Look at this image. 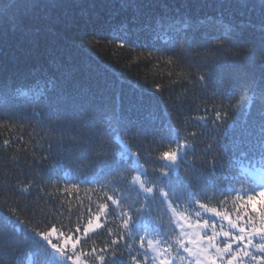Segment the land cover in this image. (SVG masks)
Segmentation results:
<instances>
[{
	"label": "snow or ice",
	"instance_id": "1",
	"mask_svg": "<svg viewBox=\"0 0 264 264\" xmlns=\"http://www.w3.org/2000/svg\"><path fill=\"white\" fill-rule=\"evenodd\" d=\"M95 6L82 0H0V43L9 35L30 41L0 62V129L6 133H0V159L14 166L23 159L32 172L27 180L18 178L23 170L15 176L5 172L0 181L5 229L0 264H19L16 237L22 228L25 242L30 239L35 248L28 264H38L39 255L43 264H264V0H239L240 8L257 17L223 25L214 49L197 50L200 45L193 48L195 41L186 40L180 53L174 51L180 35L221 23L186 13L151 15L157 39L164 34L159 55L152 50L155 44L141 43L135 24L159 7L152 0L105 5L115 10L109 20L131 11L132 23L80 29L82 48L96 49L127 69L143 68L146 83L153 76L155 93L178 87L182 92L176 100L185 103L208 97L211 90L212 103L197 104L203 114L191 117L183 132L166 113V136L146 124H134L128 135L124 125L131 121L123 118L122 100L118 111L116 95L111 104L98 102L74 94L66 81L50 74L58 57L50 41L79 29L75 10L83 15ZM246 32L258 42L229 52ZM34 53L46 59L32 60ZM221 57L246 65L251 73L218 90ZM242 105L247 116L255 110V117L246 121L240 139L231 148L214 143L213 132L221 124L234 127L229 121ZM27 127L32 131L25 139ZM50 159L57 163L49 164ZM239 160L249 161L251 168H238ZM65 201L79 203L68 223ZM96 237H103L99 246Z\"/></svg>",
	"mask_w": 264,
	"mask_h": 264
},
{
	"label": "trees",
	"instance_id": "2",
	"mask_svg": "<svg viewBox=\"0 0 264 264\" xmlns=\"http://www.w3.org/2000/svg\"><path fill=\"white\" fill-rule=\"evenodd\" d=\"M83 3L88 5H96L94 8H89L87 12L81 15V10H75V14L79 18V29L73 27L67 35L60 38L59 41L51 40L50 43L56 47L58 53L57 63L55 66H50V74L54 73L59 79L67 82L70 90L73 93H79L81 96L89 99H95L98 102H104L107 104L112 103L113 95L118 97L117 109L119 111L121 100L123 105V118L131 123H125L124 128L129 129L128 135L132 134L134 124H146L155 129L161 136H166V123L168 116L171 115L172 121L177 124L183 132L184 125L190 121L191 117L203 114L202 111L197 112V104H211V90L208 97H201L199 100L192 101L189 99L185 103H181L176 100V96L182 92V89L176 88L175 90L168 89L166 87L163 93H155L151 88L153 76L149 74L148 82L144 80V69L141 67L133 66L131 69H127L121 66L120 63H114L109 60L105 55L96 49L88 50L80 46V29L87 28L91 30L93 26L100 25L105 29H108L112 25L119 24L121 21L132 23L131 11H120L119 15L115 19L109 20L108 17L111 14L109 8L105 7L106 4L118 3V0H82ZM152 2L159 5V7L152 10V12L143 18V22L137 21L135 27L139 29L135 36L139 37L141 43L155 44L157 47L152 49L158 55L163 52L164 39L163 33H160L161 38L157 39V30L154 23L150 27L151 15H159L165 13L167 16L190 14L195 17L205 18L213 17L219 20L221 23L216 25L215 28L205 27L202 28L195 35L189 33L187 37L180 35L176 40L174 51L180 53L182 51L181 45L185 44V41H195L192 45L196 48L197 45L201 47L197 50H203L206 46L210 49H214L218 43L216 36L223 34V25L230 23H239L241 20L255 19L258 15L256 12L246 11L239 7V0H152ZM258 3L259 0H256ZM165 5L167 7H165ZM134 36V38H135ZM29 40L26 37L18 35H9L6 38V42L0 43V62H3L5 53L11 56L21 46L27 47ZM258 38L250 32H246L241 38L236 48L229 49L228 51H236L237 48L243 49L251 47L253 43H257ZM51 52V48L48 49ZM167 54V53H165ZM35 61H43L46 59V54H33L31 57ZM127 59V57L125 58ZM217 63L222 64L220 71L217 72L218 80L215 87L218 90H223L225 84H231L237 79V77L244 78L245 71L251 73V69H248L246 65L229 63L223 60L221 57ZM211 66V61H210ZM255 75L259 77V71L256 70ZM21 84L26 85L27 81H20ZM165 84L167 80L165 79ZM22 90H27L26 87ZM31 111V109H28ZM255 117V110L253 115H246V107L241 106L233 118L229 121V124H234V127L225 129L221 124L220 128L215 130L210 137L214 143H227L229 148L235 142L240 139L241 132L246 127V121L251 122ZM24 131L25 139L28 138V133L32 131L31 127H27ZM0 133H6L3 129H0ZM19 134V132L17 133ZM121 136H125V132L121 131ZM227 137L226 141L220 140L221 137ZM3 136H0L2 141ZM159 149L158 145H154ZM165 147L167 144L165 143ZM174 148L175 145L173 144ZM9 151V154H11ZM158 151L153 155H158ZM3 154H0L2 156ZM143 162V161H142ZM49 164L55 165L57 161L50 159ZM161 163H163L161 161ZM258 166V165H257ZM238 168H251V163L247 160H239L237 162ZM23 170L22 175H19L20 180H27L32 172L29 171L27 166L21 159L19 165L14 166L11 163L5 162L0 159V181L4 179V173L10 172L13 176L17 172ZM80 196L85 198V207H87V198L83 191L80 192ZM92 200L95 202L96 197L93 196ZM79 203L77 201H65L64 210V223H68L69 215L72 212H78ZM25 220V224L29 227L35 226V223L30 221L29 217H21ZM55 218V217H54ZM73 221L76 220V215H71ZM209 219H212L209 217ZM43 227V224L40 225ZM3 225H0V232H4ZM8 231H11L9 228ZM18 241V250L15 257L19 264H27V259L31 255L35 248L32 247V241L29 239L25 242L23 234V228L21 234L16 237ZM103 237H96L95 241L97 246L102 242ZM47 247L46 243L41 242ZM93 241L88 242V246L91 247ZM50 251V250H49ZM38 264H43L44 257L39 255L36 257ZM51 264H54L53 261Z\"/></svg>",
	"mask_w": 264,
	"mask_h": 264
},
{
	"label": "rangeland",
	"instance_id": "3",
	"mask_svg": "<svg viewBox=\"0 0 264 264\" xmlns=\"http://www.w3.org/2000/svg\"><path fill=\"white\" fill-rule=\"evenodd\" d=\"M53 240H55V236L53 237ZM53 263L55 264V262L53 261ZM27 264H28V259H27Z\"/></svg>",
	"mask_w": 264,
	"mask_h": 264
}]
</instances>
